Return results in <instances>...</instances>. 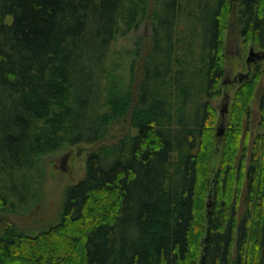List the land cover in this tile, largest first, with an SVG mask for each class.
I'll return each mask as SVG.
<instances>
[{"label": "trees", "instance_id": "1", "mask_svg": "<svg viewBox=\"0 0 264 264\" xmlns=\"http://www.w3.org/2000/svg\"><path fill=\"white\" fill-rule=\"evenodd\" d=\"M239 2L236 34L264 53V0ZM234 3L154 0L150 41L138 37L123 77L109 71L112 44L149 0H0L1 212L31 200L46 154L97 143L120 119L136 130L87 153L55 224L28 235L7 220L0 264H264V80L263 131L245 128L259 63L230 110L212 104Z\"/></svg>", "mask_w": 264, "mask_h": 264}, {"label": "rangeland", "instance_id": "2", "mask_svg": "<svg viewBox=\"0 0 264 264\" xmlns=\"http://www.w3.org/2000/svg\"><path fill=\"white\" fill-rule=\"evenodd\" d=\"M239 4V0H235L232 18L229 21V27L226 33L225 50L228 54L225 60V74L222 76L221 80V84H223L222 92L212 101V104L216 108L218 116H220V109L224 106L225 102L224 96L228 94L229 106L227 105V109L230 110L234 90L240 82L238 79L235 80V82H228H230V80L233 81V79L237 78L240 74H247V77L251 78L256 64L259 63L260 80L257 85L255 96L250 103L251 112L249 117L245 118V128L248 129V132L252 136L257 132L263 131V127L259 125L258 99L264 80V62L263 59L256 62L251 61L250 64L246 61L251 43L245 44L244 38L239 35L237 36V26L235 27L234 25V17L237 15L236 11L238 10ZM154 8V0H149L147 16L142 23L137 28L127 31L124 35H117L112 44L110 55L113 67L112 65L109 67V71H113L114 75L123 76L124 72L126 73L125 75L128 74L127 68L129 67L130 59H132L131 53H133V50L136 48L135 42L138 37H140V42L143 46L149 43L150 19L148 16L149 13L151 15ZM233 32H235V34H232ZM228 39L231 40L230 44L228 43ZM147 49H143L137 57L135 71L139 72L143 62L142 57L146 54L145 52H147ZM254 51L259 50L254 48ZM245 78L246 77L243 79ZM137 80H139V77L138 74H135V81L137 82ZM224 81H227V83ZM136 82L133 84L134 89H137ZM134 89L133 92H135ZM219 121L220 120H218L217 125H219ZM133 133H136V130L131 126L129 119H120L111 124L105 137L97 143H79L43 156L33 175L36 186L32 190L31 200L23 208L15 209L16 211H0V230L7 220L11 221L18 230L28 235H36L42 229L55 224L58 221L63 188L67 184L77 182L84 175L87 153L96 147L113 144L121 137ZM220 151L221 142L219 140L216 143L214 142V156L212 160L213 170L217 166ZM62 163L64 169L60 167ZM207 195H209L207 200L208 205V203H210V193L208 192Z\"/></svg>", "mask_w": 264, "mask_h": 264}, {"label": "water", "instance_id": "3", "mask_svg": "<svg viewBox=\"0 0 264 264\" xmlns=\"http://www.w3.org/2000/svg\"><path fill=\"white\" fill-rule=\"evenodd\" d=\"M260 57H264V53L262 52H259V51H254V48L251 46L250 49H249V53H248V56H247V59L246 61L248 63H250L251 61H255L256 59H259ZM239 80H242L244 77H247V74H240L239 76ZM226 83V81H224ZM227 103H225V105L220 109V113L224 114L225 111H227ZM224 123L223 121L218 125L217 127V135L218 136H221L223 133H224ZM61 169H64V166H63V163L61 164ZM210 206V203H208V207Z\"/></svg>", "mask_w": 264, "mask_h": 264}, {"label": "flooded vegetation", "instance_id": "4", "mask_svg": "<svg viewBox=\"0 0 264 264\" xmlns=\"http://www.w3.org/2000/svg\"><path fill=\"white\" fill-rule=\"evenodd\" d=\"M232 34H235V32H233ZM231 40L230 39H228V43L230 44L231 42H230ZM260 59H263V57H260L259 59H256L255 61H253V62H256V61H258V60H260ZM251 63V62H250ZM250 63H248V64H250ZM239 80V77H237V78H234L233 79V81H231L230 79V82H228V83H231V82H235V80ZM228 81V80H227Z\"/></svg>", "mask_w": 264, "mask_h": 264}]
</instances>
